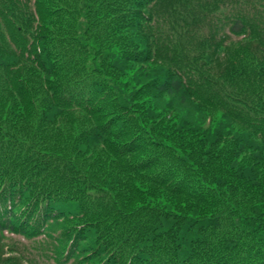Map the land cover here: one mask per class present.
Segmentation results:
<instances>
[{
  "label": "trees",
  "instance_id": "16d2710c",
  "mask_svg": "<svg viewBox=\"0 0 264 264\" xmlns=\"http://www.w3.org/2000/svg\"><path fill=\"white\" fill-rule=\"evenodd\" d=\"M116 51L144 71L162 69L151 80L156 94L220 109L244 131L197 129L186 139L184 128L170 135L176 147L157 140L129 113L118 84L82 70ZM3 116L10 134L0 141V232L29 236L68 221L58 236L66 262L109 264L121 247L116 236L107 252L111 229L123 225L106 214L116 203L99 187L79 193L67 156L59 160L98 147L85 159L104 173L94 174L96 184L114 162L107 182L131 201L186 199L173 209L189 207L203 228L199 239L181 236L175 254L145 246L134 254L139 264H264V0H0ZM74 125L81 131L71 138ZM212 231L204 256L199 243ZM131 261L123 253L119 264Z\"/></svg>",
  "mask_w": 264,
  "mask_h": 264
},
{
  "label": "rangeland",
  "instance_id": "374dc122",
  "mask_svg": "<svg viewBox=\"0 0 264 264\" xmlns=\"http://www.w3.org/2000/svg\"><path fill=\"white\" fill-rule=\"evenodd\" d=\"M84 64L90 65V62L85 61ZM146 67H150V65H146ZM152 68V70L144 71L145 66L120 59L118 51H116L113 58H108L103 62L93 65V70H82L88 72V75L91 77L107 80L115 88H117L118 84L131 106L129 113L134 116L137 123L154 138L166 143L170 147L177 146V140L172 139L170 135L176 136V133H182L184 128L189 129L185 135L186 139L197 129L209 128V133L215 131H222L223 133L228 131H244L242 124L233 121L228 116L224 115V117L220 109H208L200 106L195 100L187 99L183 102V97L180 94L173 97L156 94L157 91L151 84V80L158 76L162 72V69ZM162 113L171 114L173 116L169 118L171 122H163ZM74 126V129L71 130V138L81 131L79 127ZM9 134L10 130L4 124L3 116L0 118V141L4 140V138H9ZM190 139L195 140L196 138L190 137ZM83 141L85 144L83 148L90 145V139L87 136H85ZM31 148L33 150L36 149L34 146H31ZM90 149L97 151L98 147L89 148L88 154L86 153L87 155L82 153L80 148L77 150L78 154L76 151L68 153L65 151L63 153L62 150L58 149L55 153L58 151L62 152L61 159L59 160L65 158L64 154L67 156L65 162L66 166L70 169V174L76 177L77 180H80L77 190L79 193H81L80 188L86 192L92 187H99L105 191L103 193L97 190L103 197L109 198L116 203L113 212L110 213L112 203L108 202L106 214L112 216L113 226L114 223L118 222H121L123 225L120 226L121 229L119 231L111 229V232L115 236L110 238L112 244L110 243L108 246L107 252L114 251L115 245L113 243H118L116 236L121 239V247L112 256L108 257L110 258L109 264H119L123 253L130 256V261L131 258L134 260L131 261L132 264H139L142 255L138 253L137 255L134 254L137 251L141 254L142 248L145 249L147 245H152L153 248L165 249L175 254L177 253L178 239L184 234L189 235L191 232H196L199 239V234L203 231V228L200 227V223L188 217L192 214L190 208H184L181 211L173 209L175 206H187L190 203L188 200H174V198L159 196L156 199L149 198L131 201V199L123 194L121 189L118 188L117 190L114 185H110V182H107L108 179L112 180L110 172L115 169L114 162L112 169L106 171L105 181L101 180L103 182L101 185L96 184L95 182H99V180L95 178L94 174L96 172L100 174L104 173L86 166L85 159L91 160L92 157L88 156L95 152L89 151ZM80 155L83 158H79L81 157ZM141 156L137 155L131 158L132 163L139 160ZM125 160H127V157H125ZM154 171H156L155 168L149 172L152 173ZM103 178H105L104 175ZM196 178L198 179L199 177ZM104 182L107 185L102 186ZM106 190H108V193H111V197H108ZM165 205H169L172 208ZM68 219L73 218L69 217ZM69 224L70 222L68 221L62 222L58 227L56 225L46 227L45 224L42 233L33 232L29 236H23L20 233L0 232V264H3L5 259L8 260L7 264H81L82 261H78V259L66 262L63 240L58 238L61 226ZM215 233L217 232L212 231L204 241L199 243L200 254L205 256L207 252L212 250L214 246L213 235ZM141 237L147 240L144 241ZM224 245H231L230 238H225ZM54 258H56V263L54 262ZM104 258L102 257L101 261H104ZM59 259L62 260L58 262Z\"/></svg>",
  "mask_w": 264,
  "mask_h": 264
}]
</instances>
